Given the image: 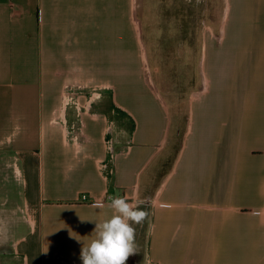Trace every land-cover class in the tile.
Listing matches in <instances>:
<instances>
[{
    "label": "crops",
    "instance_id": "obj_1",
    "mask_svg": "<svg viewBox=\"0 0 264 264\" xmlns=\"http://www.w3.org/2000/svg\"><path fill=\"white\" fill-rule=\"evenodd\" d=\"M134 7L0 0V127L14 125L0 134V253L22 264H82L111 199L142 202L175 116L144 75L143 54L130 75ZM221 9L217 32L203 34L200 82L142 250L126 264H264V0Z\"/></svg>",
    "mask_w": 264,
    "mask_h": 264
},
{
    "label": "rangeland",
    "instance_id": "obj_2",
    "mask_svg": "<svg viewBox=\"0 0 264 264\" xmlns=\"http://www.w3.org/2000/svg\"><path fill=\"white\" fill-rule=\"evenodd\" d=\"M223 1L134 0L132 18L135 23V37L132 31H128L130 75L139 71L143 54L144 75L161 94L169 112L175 116V123L150 167L152 176L143 183L144 192L140 195L142 202H138V207L147 212V217L142 225H133L136 228L138 251L142 250L152 198L156 195L157 188L179 148L184 132L186 107L197 83L200 82L203 34L205 31H212L211 25L217 32V25L223 13ZM207 43L205 68L208 76L213 79L214 88V46L211 45L212 41ZM139 91L144 93L141 89ZM120 117L121 132L124 136L129 133L130 124L123 114H120ZM12 130L14 125L12 121L7 120L0 127V134L10 133ZM25 230L24 224L18 228L20 234ZM128 259L135 261L130 257ZM142 263L143 261H140L137 264ZM0 264H22L21 257L14 252L10 255L0 253Z\"/></svg>",
    "mask_w": 264,
    "mask_h": 264
},
{
    "label": "clouds",
    "instance_id": "obj_3",
    "mask_svg": "<svg viewBox=\"0 0 264 264\" xmlns=\"http://www.w3.org/2000/svg\"><path fill=\"white\" fill-rule=\"evenodd\" d=\"M110 207L113 214L95 222L94 235L81 248L82 264H126L128 258L138 252L133 225H142L147 212L123 197L112 198ZM144 264H150L147 257Z\"/></svg>",
    "mask_w": 264,
    "mask_h": 264
},
{
    "label": "built area",
    "instance_id": "obj_4",
    "mask_svg": "<svg viewBox=\"0 0 264 264\" xmlns=\"http://www.w3.org/2000/svg\"><path fill=\"white\" fill-rule=\"evenodd\" d=\"M87 197L86 193H81L80 194V198L81 199H85ZM55 264H65L64 263V259L62 257L57 256L56 260H55Z\"/></svg>",
    "mask_w": 264,
    "mask_h": 264
}]
</instances>
